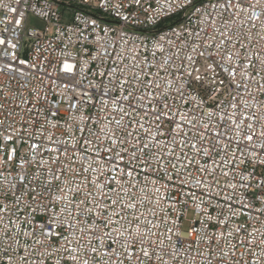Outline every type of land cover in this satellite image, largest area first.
<instances>
[{"label":"built area","instance_id":"2783aa9c","mask_svg":"<svg viewBox=\"0 0 264 264\" xmlns=\"http://www.w3.org/2000/svg\"><path fill=\"white\" fill-rule=\"evenodd\" d=\"M0 40V264H264V0H0Z\"/></svg>","mask_w":264,"mask_h":264},{"label":"snow or ice","instance_id":"6c2138e0","mask_svg":"<svg viewBox=\"0 0 264 264\" xmlns=\"http://www.w3.org/2000/svg\"><path fill=\"white\" fill-rule=\"evenodd\" d=\"M237 6H239V4H238ZM0 43H4V41H3V40H0ZM231 58H232L231 55H229V59H231ZM66 70L70 71L71 68H70V67H67ZM195 79H196V80H200V77L197 76V77H195ZM157 118L159 119L160 116L158 115ZM248 139L251 140L252 137L249 136ZM147 147H148L147 145H143V148H147ZM141 150H142V149H141ZM124 151L126 152L127 149H124ZM117 155H119V154H117ZM133 158H136V153H135V152L133 153ZM119 159L122 160V159H123V156H122V155H119ZM117 171H121V172H122L123 169H120L119 166H117ZM132 174H133L132 170H129V171L126 173V175H128V176H132ZM102 187H103V186H102ZM109 190H112L111 187H110V185H109ZM87 195H88V196H91L92 194H91V192H89ZM105 198L110 199V198H108V197H105ZM83 202H84V201H82V203H83ZM100 203H102V201L97 202V204H96V207H97V208L100 207ZM111 203H112V204H116L117 201L112 200ZM124 207H125V208H135L136 205H135L134 203H133V204H126ZM88 211H91V209H89ZM97 214L100 215L101 213L98 212ZM113 215H117V213L114 212ZM123 219H124V217H121V220H123ZM134 219H135V218H134ZM111 223H113V221H112L111 218H110V219L105 223L104 226L107 227V225H108V224H111ZM129 223L131 224L132 222L130 221ZM116 232H117L118 235H119V234H122V230H120V229H117ZM93 235H94V233H93ZM129 235H131V233H129ZM109 236H110V233H104L103 236H102V239H107V238H109ZM135 242H136L135 240H126V241H125V243H135ZM92 251L95 252L96 249L93 248ZM144 254L147 255L146 252H145ZM86 264H87V262H86Z\"/></svg>","mask_w":264,"mask_h":264},{"label":"rangeland","instance_id":"374dc122","mask_svg":"<svg viewBox=\"0 0 264 264\" xmlns=\"http://www.w3.org/2000/svg\"><path fill=\"white\" fill-rule=\"evenodd\" d=\"M28 26L33 28H43L44 24L38 18L34 16H30L28 21ZM193 217H194L193 213L192 212L189 213L188 220L185 221L184 223V227H183L184 231H188V229L190 228V221L193 219Z\"/></svg>","mask_w":264,"mask_h":264}]
</instances>
